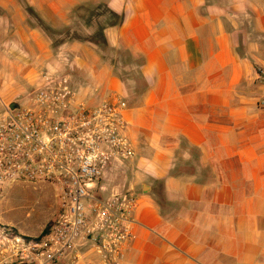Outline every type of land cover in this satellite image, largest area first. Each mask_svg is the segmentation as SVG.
I'll list each match as a JSON object with an SVG mask.
<instances>
[{
	"label": "crops",
	"instance_id": "0c3cea01",
	"mask_svg": "<svg viewBox=\"0 0 264 264\" xmlns=\"http://www.w3.org/2000/svg\"><path fill=\"white\" fill-rule=\"evenodd\" d=\"M45 73L127 101L122 264H264V0H0V85Z\"/></svg>",
	"mask_w": 264,
	"mask_h": 264
},
{
	"label": "built area",
	"instance_id": "2783aa9c",
	"mask_svg": "<svg viewBox=\"0 0 264 264\" xmlns=\"http://www.w3.org/2000/svg\"><path fill=\"white\" fill-rule=\"evenodd\" d=\"M43 78L24 100H1L0 207L24 183L51 187L57 211L38 236L0 218V264H77L85 250L103 264H122L135 238L138 197L105 195V176L136 156L127 101L110 94L91 102L66 73Z\"/></svg>",
	"mask_w": 264,
	"mask_h": 264
},
{
	"label": "rangeland",
	"instance_id": "374dc122",
	"mask_svg": "<svg viewBox=\"0 0 264 264\" xmlns=\"http://www.w3.org/2000/svg\"><path fill=\"white\" fill-rule=\"evenodd\" d=\"M18 92V89L0 85V108L1 100L9 103ZM29 92L19 94L17 99L24 100ZM132 161L118 165L108 172L105 176V195L128 189L127 171ZM56 211L57 202L51 187L17 183L6 193L0 207V218L4 223L14 225L22 232H33L38 236L53 221Z\"/></svg>",
	"mask_w": 264,
	"mask_h": 264
},
{
	"label": "trees",
	"instance_id": "16d2710c",
	"mask_svg": "<svg viewBox=\"0 0 264 264\" xmlns=\"http://www.w3.org/2000/svg\"><path fill=\"white\" fill-rule=\"evenodd\" d=\"M49 226H50V224H48V225L46 226L45 230H47V229L49 228Z\"/></svg>",
	"mask_w": 264,
	"mask_h": 264
}]
</instances>
